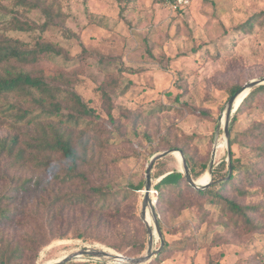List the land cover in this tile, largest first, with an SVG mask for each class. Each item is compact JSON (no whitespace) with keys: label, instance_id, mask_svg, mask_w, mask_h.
Here are the masks:
<instances>
[{"label":"rangeland","instance_id":"1","mask_svg":"<svg viewBox=\"0 0 264 264\" xmlns=\"http://www.w3.org/2000/svg\"><path fill=\"white\" fill-rule=\"evenodd\" d=\"M61 2L68 15L64 28L75 35L67 38L61 27H51L44 38L61 46L68 60L46 53L39 56L38 69L50 78L64 72L89 109L76 136L88 139L85 162L94 184L110 183L125 191L129 182L145 180L153 156L176 150L167 145L186 150L198 169L210 164L215 147L214 168L229 161L223 123L232 90L264 78V0H194L182 13L153 0ZM12 8L13 0H0V33H8ZM26 18L44 22L38 11ZM9 35L32 45L39 32ZM7 101L14 99H0L2 109L7 110ZM236 112L231 117H236L233 134H241L254 122L264 123V97ZM7 120L8 124L12 121ZM13 133L8 125H0V140ZM93 143L95 151L90 149ZM233 150L236 157L245 151L237 146ZM173 170H182L178 153L157 161L152 176ZM207 172L197 179L200 185L209 181ZM142 191L129 195L126 203L130 208L137 203L140 218ZM226 196L240 205L262 209H252V224L241 225L220 206L194 196L187 186L183 200L176 199L174 206L156 203L169 247L167 260L173 264H264V190L249 188L245 197L234 191ZM141 220L147 246L132 258L145 256L148 247V231ZM29 230L15 225L6 232L19 239ZM75 234L55 238L37 260L29 258L26 264L52 263L84 248L125 257L131 250L123 239L96 227L83 238ZM113 246L126 248L120 253ZM160 247L161 239L155 234L154 249Z\"/></svg>","mask_w":264,"mask_h":264},{"label":"trees","instance_id":"2","mask_svg":"<svg viewBox=\"0 0 264 264\" xmlns=\"http://www.w3.org/2000/svg\"><path fill=\"white\" fill-rule=\"evenodd\" d=\"M32 11L41 13L42 24L26 18ZM11 13L8 33H0V99H14L7 101V110L0 107V125L4 123L14 131L11 137L0 140V264H26L29 258L35 261L55 238L65 239L74 232L78 233L76 238H83L94 227L123 239L131 249L126 256H140L147 246L146 231L141 229L137 203L132 208L126 203L129 195L144 190L145 180L129 182L125 191L116 190L110 183L92 182L93 172L85 162L88 139L76 136V130L86 123L89 109L64 72L50 78L38 69V58L46 53L68 60L61 46L44 38L51 27H61L67 38L75 35L64 28L68 15L61 0H13ZM9 32L39 35L31 45ZM240 88L236 86L231 96ZM259 97H264V85L247 95L236 114L251 108ZM7 119L12 121L8 124ZM235 120L230 122V159L213 169L210 187L193 188L177 170L154 174L158 206L172 207L176 199L183 200V187L187 186L194 196L230 213L236 223H251L250 211L262 208L240 205L226 195L234 191L245 197L249 188L264 190V123L254 122L241 134H233ZM167 146L184 153L194 180L206 174L208 163L198 169L197 161L186 150ZM235 146L245 150L241 157H236ZM96 147L93 143L90 149L95 151ZM15 225L30 230L18 239L6 232ZM160 226L164 236L161 222ZM125 246L112 248L123 253ZM167 251L166 242L152 263L163 262Z\"/></svg>","mask_w":264,"mask_h":264},{"label":"water","instance_id":"3","mask_svg":"<svg viewBox=\"0 0 264 264\" xmlns=\"http://www.w3.org/2000/svg\"><path fill=\"white\" fill-rule=\"evenodd\" d=\"M263 85H264V78L250 81L246 83L244 86H242L228 101L226 113H225V122L223 123V132H224V138H225L229 157H230V148H229L230 122H231V117L233 113H235L238 109V107H236L237 100L245 92H247V95H248L253 89L259 86H263ZM176 152H178L182 158V170L180 172L184 174L190 186H192L193 188L197 190H206L210 187L212 183V173H213L215 158L217 154V147L214 148L212 159L208 167L207 173L209 175V181L202 185H200L197 180H194L192 178L189 166L187 164V160L182 151L169 150V151H165L163 153H160L152 157L150 164L148 165L147 170H146L145 187H144V190L142 191L143 200H142V205H141V218L146 224V228H147L148 235H149V242H148V247H147L145 256H142L139 258H129V257L123 256L122 254L115 253V252L111 253V252H107L106 250H102V249L84 248L83 250L79 252L67 255L57 261H54L48 264H67V263L76 261L78 258H81V257H91V258H97L103 261H112V262H115V260H123V261H126L127 264H147L150 261H152L154 257L158 256V254L162 251V249L165 246V240H164V236L161 230L159 217L156 212V208H155L156 204L153 203V199L151 195L153 187H154L153 179H152V171H153L154 164L157 161L164 159L171 155L174 156ZM148 209H150L151 214H152L153 223H154L153 227H151L146 222V215H147ZM155 234L158 236L159 239H161V247L158 250L154 249Z\"/></svg>","mask_w":264,"mask_h":264},{"label":"built area","instance_id":"4","mask_svg":"<svg viewBox=\"0 0 264 264\" xmlns=\"http://www.w3.org/2000/svg\"><path fill=\"white\" fill-rule=\"evenodd\" d=\"M153 1L163 6L164 8L169 9L172 12L178 13L180 11H184L188 9L192 5L194 0H153ZM151 195H152V199L158 196V191L155 190L154 187H153ZM85 258H88V259H86L83 262H90L93 264H115V262H112V261H103V260H100L97 258H91V257H85Z\"/></svg>","mask_w":264,"mask_h":264},{"label":"bare ground","instance_id":"5","mask_svg":"<svg viewBox=\"0 0 264 264\" xmlns=\"http://www.w3.org/2000/svg\"><path fill=\"white\" fill-rule=\"evenodd\" d=\"M247 97V92H245L243 95H241L238 100H237V103H236V107L239 108V106L241 105V103L243 102V100ZM235 107V108H236ZM178 152H176L175 154H177ZM179 154V153H178ZM180 155V154H179ZM181 157V155H180ZM182 160V158H181ZM209 176V175H208ZM153 203L156 204L157 203V200L156 198H153ZM146 222L147 224H149L151 227L154 225L153 223V218H152V214H151V211L150 209L147 210V215H146ZM107 252H111V253H114L112 251H107ZM118 263V264H127L126 261H123V260H115V264Z\"/></svg>","mask_w":264,"mask_h":264},{"label":"crops","instance_id":"6","mask_svg":"<svg viewBox=\"0 0 264 264\" xmlns=\"http://www.w3.org/2000/svg\"><path fill=\"white\" fill-rule=\"evenodd\" d=\"M162 250H163V249H162ZM168 250H169V247H168ZM161 252H162V251H161ZM161 252H160V253H161ZM160 253H159V254H160ZM159 254H158V255H159ZM156 257H157V256H156ZM154 258H155V257H154ZM154 258H153V259H154ZM162 264H173V263H172L169 259H168V260L165 259V260L163 261Z\"/></svg>","mask_w":264,"mask_h":264}]
</instances>
